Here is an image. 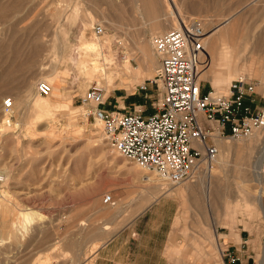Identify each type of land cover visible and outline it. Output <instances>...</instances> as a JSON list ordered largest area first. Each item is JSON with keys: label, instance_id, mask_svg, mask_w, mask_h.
Here are the masks:
<instances>
[{"label": "rangeland", "instance_id": "rangeland-1", "mask_svg": "<svg viewBox=\"0 0 264 264\" xmlns=\"http://www.w3.org/2000/svg\"><path fill=\"white\" fill-rule=\"evenodd\" d=\"M117 9L123 15L112 17L111 10ZM192 18H198L207 33L219 26L234 28L236 56L255 43L258 56L252 65L264 68V0H0V264H89V254L132 217L123 207L127 200L114 198L115 185L136 184L137 179L145 186L155 182L170 188L154 172L120 156L102 129L91 131L97 119L88 115L91 107L82 103V96L97 85L105 92L106 108L132 111L140 105L144 114L153 112L154 88L137 89L158 66L151 38ZM96 24L105 28L101 36L94 33ZM82 38L92 52L82 49ZM221 47L222 52L231 50L225 43ZM136 69L141 72L133 81L130 72ZM244 77L257 81L264 97L261 79ZM38 80L52 84L50 97L36 92ZM228 84L218 89L210 79L202 80L204 88L211 85L219 92ZM7 97L13 102L10 126L2 107ZM246 140L225 141L236 146ZM261 146L253 150L252 161L260 156ZM218 153L230 164L214 166L219 182L209 195L200 186L192 189L197 197L200 193L199 200L213 201L207 215L198 218L211 223L216 212L229 214L234 208L230 217L239 224L238 232L225 244L219 238L220 248L234 251L246 242L243 263L258 264L257 253L264 250V206L256 198L264 183L261 187L250 182L235 167L237 148ZM194 178L171 189L177 192L186 184L192 188L197 175ZM105 194H111L112 202H103ZM178 209L171 241L180 245L181 258L175 263L223 264L221 251L206 242L196 252L194 237L201 236L191 222L195 216L180 201ZM216 231L230 234L222 225Z\"/></svg>", "mask_w": 264, "mask_h": 264}, {"label": "built area", "instance_id": "built-area-1", "mask_svg": "<svg viewBox=\"0 0 264 264\" xmlns=\"http://www.w3.org/2000/svg\"><path fill=\"white\" fill-rule=\"evenodd\" d=\"M200 23L192 18L151 38L158 66L137 89L154 88L153 112L144 114L140 105L132 111L108 109L105 92L97 85L88 87L82 96V103L91 107L88 115L101 122L108 144L168 186L189 180L194 168L207 171L219 152L217 139L247 137L264 126V97L257 91V81L234 78L225 92H217L211 85L203 87L195 70L203 36ZM93 29L96 36L105 30L100 24ZM51 90L47 81H37L39 95L47 96ZM12 105L11 97L2 102L6 112ZM2 181L0 173V186ZM103 202H112L111 194H105ZM244 243L234 251L223 248V264H244Z\"/></svg>", "mask_w": 264, "mask_h": 264}, {"label": "crops", "instance_id": "crops-1", "mask_svg": "<svg viewBox=\"0 0 264 264\" xmlns=\"http://www.w3.org/2000/svg\"><path fill=\"white\" fill-rule=\"evenodd\" d=\"M110 14L112 17L123 15L118 9L111 10ZM84 23L86 26V19ZM134 71L136 73L130 72L133 81L137 80L141 72L137 69ZM143 71L146 72V70ZM151 88L152 86H149L148 90ZM63 106L66 107L63 104L60 107ZM104 106L106 107V105ZM109 108L121 109L123 107ZM141 181L136 179V184L118 183L112 189L114 198L127 200L126 203H123V207H126L132 217L89 254V264H176V259L179 262L181 258L180 245L171 241L178 216L179 201L186 211H190L195 216L191 222L194 228L200 231L201 236V239L194 237L196 252L201 251L203 242L212 245L217 252H220L218 239L223 237L226 240L223 241L225 244L231 240L233 235L237 234L239 224L234 225L231 215L223 214V211L216 212L211 223L198 218L199 215H207L213 206V201L208 203L199 200L190 188L191 184H186L174 192L170 188L165 190V188L157 186L154 180H152L154 182L151 184L152 186H145V181ZM159 188H163L162 193L159 192ZM215 215L221 216V218L216 220ZM218 225L230 230V234L218 233L216 231ZM257 262L260 264L258 253Z\"/></svg>", "mask_w": 264, "mask_h": 264}, {"label": "bare ground", "instance_id": "bare-ground-1", "mask_svg": "<svg viewBox=\"0 0 264 264\" xmlns=\"http://www.w3.org/2000/svg\"><path fill=\"white\" fill-rule=\"evenodd\" d=\"M152 1V0H151ZM151 3V2H150ZM151 7V5H150ZM141 8V7H140ZM146 7L143 5L141 10L147 11L145 9ZM139 11V10H138ZM140 12V11H139ZM180 22L181 19H178L177 22ZM183 24V23H182ZM201 27L203 30V36L201 37V49H199L196 53V59H195V70L198 75V78L203 79H210L213 85H215L218 89L222 88L223 85H226L230 82V80L237 78V77H244V76H250V77H259L261 79V87L262 91L264 93V68L262 66H255V63L252 65V61H255L257 58V50L254 45L251 44V48L246 50H242L240 52L239 56H236V51L239 49L238 45L236 44V31L234 28H230L229 30H225L223 26L216 27L210 32H206L205 28L203 26V23L201 22ZM170 26V25H169ZM83 36V35H82ZM107 39V38H105ZM252 40V39H251ZM249 40V41H251ZM82 49H86L88 52L93 51V47L87 42L86 38H82ZM227 44L228 48L231 49L230 52L225 51L222 52V44ZM228 48L226 50H228ZM234 48V50H233ZM260 49V48H259ZM85 51V50H84ZM244 52H249L250 56H246ZM152 59V58H151ZM214 60V61H213ZM151 61V60H150ZM208 61L216 62L217 64L215 66H212V64L208 65ZM251 62V63H250ZM129 61L126 62L128 64ZM152 64V62H151ZM248 67V68H247ZM52 85V84H51ZM258 88V86H257ZM215 89V88H214ZM216 90V89H215ZM259 90V89H258ZM219 92L218 90H216ZM53 93V86L51 93ZM45 97V96H42ZM39 107V106H38ZM41 108V107H39ZM9 112H7L5 123L7 126L11 125L10 117H8ZM101 122L97 120V123L94 128L91 129L92 132L98 133L102 129L100 126ZM248 137V140H246V143L238 144L236 146H231V144H228L225 140L232 139V138H219L217 139V145L218 148L226 153L233 151H236V148L238 152H240L239 156L237 157V160L235 161V167L237 166L239 170H242L248 175L251 180L250 182H255L261 185L263 187L264 183V148H262V144H264V126L260 129L255 130L252 134H250ZM246 138V137H243ZM242 139V138H239ZM238 140V139H233ZM260 147V156L256 158V160L252 161L253 155H254V149L256 147ZM259 149V148H257ZM259 152V151H258ZM220 153H218L217 157L214 159L211 167L209 166L207 171H199L196 170V168L193 169L191 178L189 181L194 180V176L197 175L195 185L191 189H197V187L200 186L199 189H203L204 193L208 194L210 193L215 186L219 182V180L216 178V172H218V169L226 168L230 161L227 160V158H223L222 154L219 156ZM258 154V155H259ZM255 156V155H254ZM217 159V160H216ZM217 166V170L214 168V166ZM232 166V165H231ZM234 166V165H233ZM230 167V166H229ZM235 169V168H234ZM205 172V173H204ZM215 172V173H214ZM241 172V171H240ZM241 172V173H242ZM236 173V172H235ZM199 174H202L203 178H200L198 176H201ZM219 178V176H218ZM200 179V180H199ZM169 188V187H168ZM172 187L170 186V189ZM215 188V187H214ZM201 192L200 190H198ZM197 192V191H195ZM198 194V192L196 193ZM259 195L257 196L256 200L260 205L263 207L262 204V198L264 197V189L259 191ZM209 195V194H208ZM213 194H211L212 196ZM200 196V193H199ZM198 196V198H199ZM206 196V195H205ZM212 201V199H211ZM234 211L236 213V210L234 208L229 209V214ZM233 215V214H232ZM231 215V216H232ZM234 216V215H233ZM259 263L264 264V250H260L258 253Z\"/></svg>", "mask_w": 264, "mask_h": 264}]
</instances>
